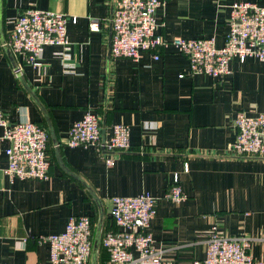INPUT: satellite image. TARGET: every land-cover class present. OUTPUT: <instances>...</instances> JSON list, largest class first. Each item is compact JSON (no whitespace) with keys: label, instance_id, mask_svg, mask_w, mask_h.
<instances>
[{"label":"crops","instance_id":"crops-1","mask_svg":"<svg viewBox=\"0 0 264 264\" xmlns=\"http://www.w3.org/2000/svg\"><path fill=\"white\" fill-rule=\"evenodd\" d=\"M163 1L157 21L166 38L213 36L219 47L235 2L264 7V0ZM112 5L0 0V108L11 121L46 126L51 163L48 180L11 178L9 141L0 126V264H50V244L38 237L63 232L79 215L93 219L90 264H114L102 246L103 235L118 229L112 198L141 193L159 198L150 229L156 245L166 248V264L204 258L215 223L226 235L250 237L252 254L264 259V158L229 152L238 112H264V62L235 58L231 73L219 79L189 75V59L175 46L158 60L148 51L139 60L114 58ZM30 6L68 15L70 56H63V46L48 45L42 68L25 65L18 77L8 42L16 18ZM91 18L102 21L101 31L90 30ZM87 109L100 116L103 140L116 124L130 125L131 150L67 145L68 131ZM175 176L187 194L180 203L165 198Z\"/></svg>","mask_w":264,"mask_h":264},{"label":"built area","instance_id":"built-area-1","mask_svg":"<svg viewBox=\"0 0 264 264\" xmlns=\"http://www.w3.org/2000/svg\"><path fill=\"white\" fill-rule=\"evenodd\" d=\"M163 5V0H113L111 56L139 60L143 52L148 51L158 60L163 50L175 46L189 59V75L207 74L219 79L231 73V62L235 58L241 62L249 58L264 62V7L258 3L237 1L232 5L231 28L221 47L213 36L166 38L158 31L157 21V11ZM68 22V15L60 11L37 6L22 11L8 42L18 58L15 65L18 77L22 76L25 65L42 68L48 45L63 46V56H70ZM89 28L101 31L102 21L91 18ZM0 126L9 141L6 173L11 178L50 179V134L46 126L31 120L11 121L1 108ZM235 126L237 134L230 145V155L264 158V112L250 116L240 111ZM65 140L69 146H93L103 153L126 152L132 148L130 125L116 124L112 136L103 140L101 118L91 109L73 123ZM107 163L112 166L115 159L110 157ZM165 198L178 203L187 199L178 176ZM158 200L149 193L112 198L111 216L118 229L102 237V246L111 263L166 264V248L156 245L150 229L158 212ZM251 240L245 235H226L215 223L210 230L206 256L194 259L191 264H264L263 258L252 254ZM38 241L50 244V264H90L93 219L89 215L72 216L63 232L39 236Z\"/></svg>","mask_w":264,"mask_h":264},{"label":"bare ground","instance_id":"bare-ground-1","mask_svg":"<svg viewBox=\"0 0 264 264\" xmlns=\"http://www.w3.org/2000/svg\"><path fill=\"white\" fill-rule=\"evenodd\" d=\"M112 38V37H111ZM111 42H112V40H111Z\"/></svg>","mask_w":264,"mask_h":264}]
</instances>
